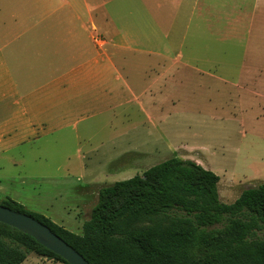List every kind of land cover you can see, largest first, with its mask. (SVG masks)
Segmentation results:
<instances>
[{"label": "crops", "instance_id": "crops-1", "mask_svg": "<svg viewBox=\"0 0 264 264\" xmlns=\"http://www.w3.org/2000/svg\"><path fill=\"white\" fill-rule=\"evenodd\" d=\"M202 36L241 38V65L264 73V0H0V161L52 144L75 149L65 161L143 155L128 141L199 71Z\"/></svg>", "mask_w": 264, "mask_h": 264}, {"label": "rangeland", "instance_id": "rangeland-1", "mask_svg": "<svg viewBox=\"0 0 264 264\" xmlns=\"http://www.w3.org/2000/svg\"><path fill=\"white\" fill-rule=\"evenodd\" d=\"M240 40L192 39V50L201 59L199 71H185L188 83L174 87L172 101L160 103L164 112L155 126L128 141L143 155L117 161H65L64 153L75 149L65 151L52 144L42 150L41 159L38 149L15 151L24 152L25 159L0 161V198L9 196L81 234L99 187L141 175L172 157L195 160L216 173L219 197L225 203L264 183V85L251 84L254 76L262 79L264 73L241 65L246 51ZM215 61L223 67L216 68ZM218 74L242 82L239 86L221 82ZM254 89L263 94L253 95ZM21 264L63 263L30 252Z\"/></svg>", "mask_w": 264, "mask_h": 264}, {"label": "trees", "instance_id": "trees-1", "mask_svg": "<svg viewBox=\"0 0 264 264\" xmlns=\"http://www.w3.org/2000/svg\"><path fill=\"white\" fill-rule=\"evenodd\" d=\"M218 182L195 160L169 158L99 187L81 234L10 197L0 205L45 224L90 264H264V183L225 203ZM30 252L69 264L0 222V264H21Z\"/></svg>", "mask_w": 264, "mask_h": 264}, {"label": "water", "instance_id": "water-1", "mask_svg": "<svg viewBox=\"0 0 264 264\" xmlns=\"http://www.w3.org/2000/svg\"><path fill=\"white\" fill-rule=\"evenodd\" d=\"M0 222L31 236L38 243L61 256L69 264H90L78 251L56 235L48 226L30 215L0 205Z\"/></svg>", "mask_w": 264, "mask_h": 264}]
</instances>
